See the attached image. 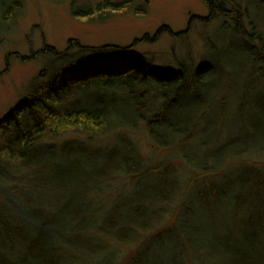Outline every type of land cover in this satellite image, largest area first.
<instances>
[{"label": "trees", "instance_id": "obj_1", "mask_svg": "<svg viewBox=\"0 0 264 264\" xmlns=\"http://www.w3.org/2000/svg\"><path fill=\"white\" fill-rule=\"evenodd\" d=\"M131 1L73 3L71 14L101 18ZM202 1L201 21L241 37L244 53L226 67L156 65L117 44L37 51L40 70L0 118V264H264V119L253 105L264 0ZM24 6L0 0V49ZM236 119L251 144L219 159L190 153L196 141L223 143ZM138 139L154 152L141 154Z\"/></svg>", "mask_w": 264, "mask_h": 264}, {"label": "rangeland", "instance_id": "obj_2", "mask_svg": "<svg viewBox=\"0 0 264 264\" xmlns=\"http://www.w3.org/2000/svg\"><path fill=\"white\" fill-rule=\"evenodd\" d=\"M85 1L24 0L25 6L18 24L0 49V118L20 101L27 83L40 70L42 58L37 51L45 44L59 49L66 48L69 42L117 44L131 49L132 53L141 54L156 65L174 68H178L179 61L184 58L190 59L194 66L209 60L221 61L226 67L232 59L244 53L241 37L235 31L218 26V21L205 23L200 20L201 16L208 14L202 0H132L131 5L101 18L97 14L91 17L73 16L72 4ZM261 16L255 18L259 24L264 21V16ZM173 31H180L179 34L184 36L177 38ZM211 34L214 35L216 49L211 47ZM222 74L219 69L213 71L210 79L212 84L218 83ZM253 105L257 106V116L260 114L264 119V112L260 111V108L264 109V87ZM252 123L251 129L255 132L257 126L251 118L249 124ZM244 128L239 119L232 120L222 136L223 143L211 141L200 147L196 141L189 151L198 158L219 159L236 145L241 146L239 150H242V145L251 144L254 136L249 128ZM217 129L216 119L213 118L208 129L211 131L209 136L216 135L214 131ZM233 139L235 141L230 143ZM138 141L141 154H149L154 150L146 140ZM253 160L257 162L256 158ZM258 163L264 166V162ZM242 168V161H239L231 163L227 171Z\"/></svg>", "mask_w": 264, "mask_h": 264}]
</instances>
